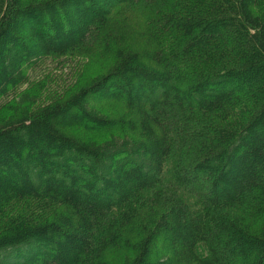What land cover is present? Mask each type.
Instances as JSON below:
<instances>
[{"label":"trees","instance_id":"trees-1","mask_svg":"<svg viewBox=\"0 0 264 264\" xmlns=\"http://www.w3.org/2000/svg\"><path fill=\"white\" fill-rule=\"evenodd\" d=\"M0 264H264V0H0Z\"/></svg>","mask_w":264,"mask_h":264},{"label":"rangeland","instance_id":"rangeland-1","mask_svg":"<svg viewBox=\"0 0 264 264\" xmlns=\"http://www.w3.org/2000/svg\"><path fill=\"white\" fill-rule=\"evenodd\" d=\"M1 260H3V258H2V257L0 258V261H1Z\"/></svg>","mask_w":264,"mask_h":264}]
</instances>
